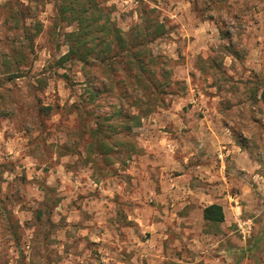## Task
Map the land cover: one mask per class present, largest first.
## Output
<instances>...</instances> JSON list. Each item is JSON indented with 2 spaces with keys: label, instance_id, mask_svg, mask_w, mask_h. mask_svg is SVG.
<instances>
[{
  "label": "rangeland",
  "instance_id": "rangeland-1",
  "mask_svg": "<svg viewBox=\"0 0 264 264\" xmlns=\"http://www.w3.org/2000/svg\"><path fill=\"white\" fill-rule=\"evenodd\" d=\"M104 4L126 33L147 18L165 26L157 38L152 29L135 33L148 40L135 49L159 57L161 63L148 67L155 71L161 94L149 104L143 101L151 112L133 130L139 151L125 165L112 161L126 153L124 143L107 159L92 160L95 114L110 112L107 105L119 100L102 92L93 99L102 108L87 113L93 109L86 92L90 76L77 60L62 59L69 54L76 25L60 20L54 0H0V264H148L136 255L133 261L131 245L149 238L144 225L162 206L155 198L162 184L158 166L141 145L150 135L144 128L167 111L193 115V126L199 125L194 115L199 122L207 116L204 122L218 131L229 125L264 176V0ZM119 63L114 72L86 71L98 79L101 91L110 85L108 78L128 87L135 80H127ZM181 133L188 145V135ZM163 153L169 165L177 158ZM250 176L244 177L249 183L242 218L252 222L244 226L237 220L231 236L247 245L256 227L264 226V210L258 215L264 202L257 200L259 185ZM210 230L221 231L220 226ZM253 250L247 264L264 253Z\"/></svg>",
  "mask_w": 264,
  "mask_h": 264
},
{
  "label": "crops",
  "instance_id": "crops-1",
  "mask_svg": "<svg viewBox=\"0 0 264 264\" xmlns=\"http://www.w3.org/2000/svg\"><path fill=\"white\" fill-rule=\"evenodd\" d=\"M192 116L167 111L144 128L150 135L141 146L148 148L150 163L158 166L160 171L162 186L155 198L162 206L154 209L156 217L152 223L144 225L143 232L149 233V238H141L138 245H131L133 261L136 255L145 258L148 264H247L250 249H264V226L260 231L256 227L249 245L243 239L233 241L231 236L235 230L234 222L242 221L244 226L252 222L242 218L244 202L248 201L245 197L249 183L244 178L246 173L259 185L257 200L264 202L261 201L264 199V185H261L264 176L258 172L261 166L250 158L229 125L218 131L204 122L207 116L199 122L194 115L199 125L193 126V121L189 122ZM181 121L187 125H181ZM176 128H184V131L181 133ZM180 133L188 135V145ZM159 140L166 146L159 145ZM163 152L167 157L177 158L170 165L166 160L164 163ZM213 204L222 206L223 222L204 219V209ZM216 226H220V232L210 230ZM239 227L242 226L239 224ZM244 228V231L248 229ZM254 264H264V253L259 254Z\"/></svg>",
  "mask_w": 264,
  "mask_h": 264
},
{
  "label": "trees",
  "instance_id": "trees-1",
  "mask_svg": "<svg viewBox=\"0 0 264 264\" xmlns=\"http://www.w3.org/2000/svg\"><path fill=\"white\" fill-rule=\"evenodd\" d=\"M54 1L60 20L75 24L77 27V31L70 34L72 40L69 54L62 59L77 60L82 64L85 76L87 74L90 76L86 92L90 100L88 102L91 103L90 106H93V109L87 113L94 114L96 108H102L99 101L96 103L97 105H93V99L101 95L102 92L119 100L116 105H107L110 112L100 110L95 114L97 120L90 128L92 145L95 149L92 160L94 162L103 161V157L108 158L110 150L124 143L127 147L126 153L122 155L120 153L112 161L125 165L139 151V147L134 142L133 130L141 127L143 120L151 112L149 107L143 106V101L145 100L149 104L152 96L155 100L161 94L155 71L153 72L148 67L149 62L155 63L158 60L157 63H161L159 57L156 58L146 48L135 49L144 47L148 43V40L143 36L135 37V35L141 36L146 30L152 29L153 38L161 37L165 32V26L156 19L147 18L143 20L142 24L136 25L129 33H126L113 22L108 13L110 9L104 4V0ZM142 53H147L149 58L143 57ZM119 62L124 64L123 71L127 80H135L133 83L130 82L128 87L117 86L116 82L108 78L110 85H104L101 91L95 85L98 79L86 71L88 68L95 70H105L106 68L114 72L116 65L120 64ZM147 73H153V75L149 77L146 75ZM142 78L146 80L147 84ZM130 94H133L134 97ZM224 218L223 208L220 205L213 204L204 209L206 221L220 223L224 221Z\"/></svg>",
  "mask_w": 264,
  "mask_h": 264
}]
</instances>
